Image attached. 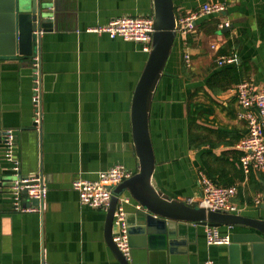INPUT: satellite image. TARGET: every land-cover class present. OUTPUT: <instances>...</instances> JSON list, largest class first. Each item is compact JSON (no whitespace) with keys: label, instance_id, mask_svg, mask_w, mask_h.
<instances>
[{"label":"crops","instance_id":"crops-1","mask_svg":"<svg viewBox=\"0 0 264 264\" xmlns=\"http://www.w3.org/2000/svg\"><path fill=\"white\" fill-rule=\"evenodd\" d=\"M50 2L53 25L41 35L39 75L36 59H24L18 51L10 55L7 43L0 41V132H12L16 137L21 172H41L48 185L41 212H16L11 184L17 176L6 159V144L0 143V179L4 183L0 188V264H120L106 241L107 211L82 204L73 183L96 180L99 172L117 164L133 174L138 172L131 110L149 53L143 44L87 30L124 16H152L153 1ZM206 2L222 3L226 10L199 18L186 36L177 34L152 104L154 185L180 201L198 202L203 173L221 186L237 188L233 202L240 208L239 215L264 219V175L245 176L242 153L237 149L248 133L247 121L240 116L238 85L217 96L206 88L213 74L244 61L249 62L250 70L244 81L264 86L260 29L264 3L174 0L178 20L199 11ZM214 21L219 24L216 31L208 24ZM223 23L230 26L221 28ZM186 54L190 55L189 64ZM226 55L237 62L220 66L219 58ZM37 78L41 131L36 130L34 121ZM192 95L211 112L199 123L202 129L197 135L202 147L195 150L190 145L187 119ZM21 204L37 206L24 197ZM137 205L132 198L126 205L131 230L145 227L138 235L142 238L140 248L132 250V264L233 263L229 246L208 244L206 227L181 223L168 228L158 221L149 224V220L143 222ZM221 231L232 236L251 233L236 227H221Z\"/></svg>","mask_w":264,"mask_h":264},{"label":"water","instance_id":"water-1","mask_svg":"<svg viewBox=\"0 0 264 264\" xmlns=\"http://www.w3.org/2000/svg\"><path fill=\"white\" fill-rule=\"evenodd\" d=\"M152 1L155 32L148 61L134 93L131 110L133 140L139 170L113 191L107 211L106 241L120 264L133 263L127 261L114 243L116 235L114 215L119 199L128 194L141 207L137 212L143 215V222L149 220V224L158 221L168 225V228L175 224L190 223L203 227L249 229L251 233H235L232 236L233 242L229 245L233 262L231 264H264V219L207 210L200 207L197 201H180L154 185L156 155L150 132L151 109L156 90L165 74L166 65L176 43L179 22L174 0ZM51 10L50 0H0V41L7 43V53L12 55L18 51L27 60L39 56L42 38L37 33L52 30ZM7 139L8 133L0 132V143L6 144ZM2 181L3 179H0V188L4 186ZM13 185L14 182L11 186ZM23 197L27 198V194L23 193ZM32 202L35 205L39 204L37 200ZM126 218L131 248L132 250L140 248L142 238L138 235L145 231V227L131 230L129 214ZM238 257L239 261H233L234 258L238 260Z\"/></svg>","mask_w":264,"mask_h":264},{"label":"built area","instance_id":"built-area-1","mask_svg":"<svg viewBox=\"0 0 264 264\" xmlns=\"http://www.w3.org/2000/svg\"><path fill=\"white\" fill-rule=\"evenodd\" d=\"M264 3V0H262ZM226 6L218 2H206L199 11L193 12L178 20L177 33L186 36L194 29L196 21L204 16H217L225 12ZM230 24L223 23L221 28H227ZM88 33L107 34L111 38H121L125 41L143 44V50L150 53L153 39L154 20L152 16H124L112 20L106 25L88 28ZM37 34L42 35L43 32ZM35 70L39 75V56L36 58ZM185 62L190 63V55L184 56ZM237 62L235 57H220V66L232 65ZM37 87L34 90L33 102L36 106L35 128L41 131L42 127V106L40 79L37 78ZM237 101L241 107L240 116L247 121L248 133L240 141L237 149L242 153L240 164L245 176L252 173L264 175V86H258L254 82L244 81L236 87ZM8 133L6 142V159L12 164L17 179L14 181V210L20 213L41 212L42 203L48 194V185L44 175L40 172L35 175L24 176L21 172V161L15 154L14 134ZM133 173L121 164L98 173L96 180H77L73 188L78 192L82 204L95 209L108 211L114 189L122 182L129 179ZM202 196L198 205L214 212H225L231 214L240 213V208L233 202L237 195V188L216 185L205 174L200 175L199 180ZM23 193L27 199L37 200V206L24 207L21 204ZM260 202V199L257 203ZM130 203L129 197H122L114 215L115 233L114 243L119 251L127 259L132 261V248L127 225L126 205ZM139 205L136 209H140ZM206 237L210 245L229 246L232 243V235L224 234L219 227H206Z\"/></svg>","mask_w":264,"mask_h":264},{"label":"trees","instance_id":"trees-1","mask_svg":"<svg viewBox=\"0 0 264 264\" xmlns=\"http://www.w3.org/2000/svg\"><path fill=\"white\" fill-rule=\"evenodd\" d=\"M208 24L212 26L213 31H216L218 29L219 24L217 21ZM204 26L206 27L207 25L204 24ZM260 29H261V37L264 41V21L261 22ZM226 56L229 57V55ZM248 63H249L248 61H244L238 65L221 69L220 71L213 74L207 80L206 88H208L215 96H217L228 91L235 85H239L241 82L248 79L249 77L250 70ZM184 71H186L185 66H184ZM202 89L205 90L204 88ZM196 95L194 96L192 95L189 98V102L187 104V108H188L187 119L190 128V145L191 148L194 150L202 147L201 144L198 142V135H197V133L202 129L199 123L202 119H204V117H208L209 114L211 113L205 108L203 104L194 101ZM206 97L212 99L209 93H206ZM261 179L262 181H264V177H262ZM213 182L216 185L221 186L215 180H213Z\"/></svg>","mask_w":264,"mask_h":264},{"label":"bare ground","instance_id":"bare-ground-1","mask_svg":"<svg viewBox=\"0 0 264 264\" xmlns=\"http://www.w3.org/2000/svg\"><path fill=\"white\" fill-rule=\"evenodd\" d=\"M222 14V13H221Z\"/></svg>","mask_w":264,"mask_h":264}]
</instances>
